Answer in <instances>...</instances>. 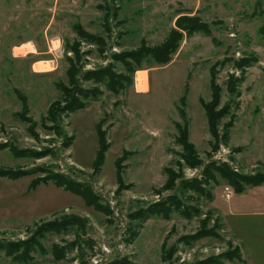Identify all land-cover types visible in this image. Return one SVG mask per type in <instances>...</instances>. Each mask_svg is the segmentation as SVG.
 Segmentation results:
<instances>
[{
  "label": "rangeland",
  "instance_id": "374dc122",
  "mask_svg": "<svg viewBox=\"0 0 264 264\" xmlns=\"http://www.w3.org/2000/svg\"><path fill=\"white\" fill-rule=\"evenodd\" d=\"M182 17L208 28L181 29L194 22ZM77 23L95 38H83ZM172 29L183 37L169 62L145 59L131 73L115 59L160 44ZM243 57L252 58L239 67ZM109 65L131 77L118 92L114 81L84 79ZM213 65L220 106L231 105L217 140L200 101L211 98ZM80 88L101 93L85 99ZM75 93L87 106L70 113ZM186 93L196 165L177 141ZM100 119L110 146L96 170ZM0 143V168L30 172L0 178V241L27 240L44 222L72 218L17 259L1 248L0 264H264V185L236 193L222 170L264 171V0H0ZM58 174L88 186L81 191L93 190L107 209L57 186ZM42 177L49 181L31 187ZM161 203L165 216L154 213Z\"/></svg>",
  "mask_w": 264,
  "mask_h": 264
},
{
  "label": "trees",
  "instance_id": "16d2710c",
  "mask_svg": "<svg viewBox=\"0 0 264 264\" xmlns=\"http://www.w3.org/2000/svg\"><path fill=\"white\" fill-rule=\"evenodd\" d=\"M183 20H194V19H191L188 17H182L178 21L183 22ZM199 20L200 19H196L194 20L193 23L189 22L187 24L180 23L179 27L181 29H186L189 32H192L195 30H202L201 25L208 28L207 23L201 24ZM76 28L77 30H79L80 35L83 38H86L88 40H92L95 38V34H92L90 32L83 30L81 23H77ZM182 37H183V32L181 30L172 29L170 34L158 45L154 46V45H148L146 43H142V45L138 47L137 49L124 50L123 52H121V54H115L114 57L116 60L120 62L123 61L131 73L136 68L140 67L141 63L145 59L151 60L150 58H153L157 62L167 63L171 60V56L173 52H175L176 49L178 48L179 41L182 39ZM75 51H76L75 52L76 58L81 57L80 49L78 47H75ZM251 58L252 57H243L242 59H240L241 62L239 63V67H244L246 66V64H249ZM127 59H130V61H128ZM74 63L75 62L71 60L72 67L70 68V74L73 80H74L73 75H75L74 71H77V70H74V66H73ZM216 75H217V70L215 68V65H213L210 68L211 98L209 101H206L203 97L200 98V101L206 112L208 128L210 130L211 135L213 136L215 140H217L220 136L219 135L220 134L219 132L220 131V125H219L220 121L222 120L223 117L229 115V113L231 112L230 111L231 105L229 103H226L222 107L220 106L222 90H221V86L216 82ZM120 78L122 82L118 81ZM120 78H118V74L112 70L111 65L105 68L95 70V71L87 72L84 75L85 80L92 79L97 82H104L105 80H108V85H109L108 87H110V82L113 84V81H114V85L111 87L116 92H118L122 87H124L125 84H123V82L125 79L127 78L131 79V77L129 78L128 76H124V75H120ZM233 80H235V78H233ZM228 87H229L230 92L233 93V91L235 90V85H233L232 87L230 86ZM62 89L63 91L67 90V88L64 86H62ZM78 93H79V96H83L85 99H89L91 97H94L97 93H101V90H99V88H80ZM238 94L236 96H238ZM72 96H73L72 99L65 106V109H67L70 113L71 112L74 113L87 106V103H85L79 96L76 97V93L73 94ZM57 102L52 103L50 108L52 107V105L56 104ZM178 105H177L178 110L183 119V122H176V127H177V132H178L177 141L181 144V146H183L184 153L182 155H183V158L186 159L188 162L186 160L185 161L189 163L190 165H196L200 162L194 156L197 148L195 144L190 140V135H189L190 134V128H189L190 120L187 115V105H188L187 93L181 97ZM26 110H27V104L24 103L22 107V112ZM54 110H55V107L52 109V114L54 113ZM229 125L231 126L232 123H229ZM96 129H97V136L99 140L100 150H99V154L97 157V162H95L94 169L98 170V169H101L104 163L105 153L107 149L109 148L110 143L107 138V134H108L107 128L105 127L104 129L102 119L98 121L96 125ZM229 131L230 130H227V132L224 133V139L227 141L229 140V138H227L229 137ZM74 139H75L74 136L70 138L69 145L73 143ZM5 143H0V148L7 147V144ZM14 149L12 148V151H15ZM16 151L18 152H16L15 154H18L22 152L23 150L16 149ZM35 153H37V155H41L40 152H35ZM122 158H123V155L117 158L116 160L117 164ZM222 170L225 173H228V177L233 181V184H234L233 186L236 190V193L242 192L243 190L246 189V186H249V185L259 186V185L264 184V171H259L255 174H239V173H235L232 170H230L229 167L226 165H225V169L222 168ZM28 173L30 172L24 169L22 170V169L0 168V178L8 177L12 179H17V178L27 175ZM172 174L174 176V172H172ZM118 179H119V183L123 181L121 175H118ZM48 181L49 179L44 178V177L38 178V179L35 178L31 183V187H34L41 182H48ZM52 181L57 186H61L65 188L66 190L83 195L86 202L89 203L90 205L97 206L99 209L100 208H103L105 210L107 209L106 207L103 206V204L100 203V197L93 190H91L90 188L88 189L86 188L87 192L81 191L82 189H84L83 186L84 187H88V186L84 184L82 186L79 182H74L73 180H70L67 177L59 175V174L53 175ZM187 183L191 184L190 182H187ZM155 209H157V206L155 207ZM165 209H166L165 203H161L158 207V211H154V213L156 212L158 214H162L165 216L166 215V213L164 212ZM151 210L152 208L150 209L149 213H151ZM178 210H180V207L178 208ZM150 215L151 214H147L144 216V218L149 217ZM75 218H79V216H75L73 222H75ZM69 219H72L71 217H69V215H66V216L63 215L61 216L59 220H51L48 222H44L42 225H40L37 228L34 235L28 238L27 240H23V241L20 240V241H15V242L0 241V249L1 248L6 249L7 254L12 255L17 259V257L20 255V254L19 255L16 254L17 251H19L21 248H23L24 251H27L32 246L37 244L40 236L46 232V229L48 231L60 232L63 229L67 228ZM23 249H21V252L23 254L27 253V252H23Z\"/></svg>",
  "mask_w": 264,
  "mask_h": 264
},
{
  "label": "clouds",
  "instance_id": "9594fccd",
  "mask_svg": "<svg viewBox=\"0 0 264 264\" xmlns=\"http://www.w3.org/2000/svg\"><path fill=\"white\" fill-rule=\"evenodd\" d=\"M26 47H30V45H26ZM17 51H22V49H17Z\"/></svg>",
  "mask_w": 264,
  "mask_h": 264
},
{
  "label": "built area",
  "instance_id": "2783aa9c",
  "mask_svg": "<svg viewBox=\"0 0 264 264\" xmlns=\"http://www.w3.org/2000/svg\"><path fill=\"white\" fill-rule=\"evenodd\" d=\"M231 193H232V192H229V193H228V196H230V195H231Z\"/></svg>",
  "mask_w": 264,
  "mask_h": 264
},
{
  "label": "crops",
  "instance_id": "0c3cea01",
  "mask_svg": "<svg viewBox=\"0 0 264 264\" xmlns=\"http://www.w3.org/2000/svg\"><path fill=\"white\" fill-rule=\"evenodd\" d=\"M262 185H264V184H262ZM259 186H261V185H259Z\"/></svg>",
  "mask_w": 264,
  "mask_h": 264
}]
</instances>
